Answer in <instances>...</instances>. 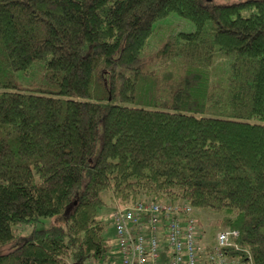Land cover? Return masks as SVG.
Listing matches in <instances>:
<instances>
[{
  "label": "trees",
  "instance_id": "1",
  "mask_svg": "<svg viewBox=\"0 0 264 264\" xmlns=\"http://www.w3.org/2000/svg\"><path fill=\"white\" fill-rule=\"evenodd\" d=\"M174 13L194 29L150 44ZM106 191L264 264V0H0V264H113Z\"/></svg>",
  "mask_w": 264,
  "mask_h": 264
},
{
  "label": "built area",
  "instance_id": "2",
  "mask_svg": "<svg viewBox=\"0 0 264 264\" xmlns=\"http://www.w3.org/2000/svg\"><path fill=\"white\" fill-rule=\"evenodd\" d=\"M113 226L119 264H251L237 229H219L205 240L187 203L140 198L114 212Z\"/></svg>",
  "mask_w": 264,
  "mask_h": 264
},
{
  "label": "rangeland",
  "instance_id": "3",
  "mask_svg": "<svg viewBox=\"0 0 264 264\" xmlns=\"http://www.w3.org/2000/svg\"><path fill=\"white\" fill-rule=\"evenodd\" d=\"M156 25V33L155 36H152L150 38V44H156L158 43V40L161 39L162 35H165L166 32L167 34H175L178 31H192L194 29V25L191 21L182 18L180 16H178L177 14H170L168 17L159 20L157 22H155ZM20 81H22L21 77L19 78ZM103 196V204L98 208L97 210V216L98 218L105 224V228H104V235L105 237L108 239L110 245H111V254L114 256L113 262L114 264H119L118 261V257L115 251V231H114V226H113V214L115 211H117L118 209H122L125 206H127L128 204L125 203H117L111 196H110V192H104L102 194ZM140 197V196H138ZM141 198H147L145 196H141ZM201 217L205 218V220L207 219L206 217H208L210 220V222H213L214 217L211 214H207V212H202L201 213ZM57 218L56 217H52V218H45L42 219L39 222H35L33 224H29V225H24L19 227L20 229V234H27L29 233L33 228H43V227H47L52 225L53 223H56ZM210 227V226H208ZM213 229V233L210 234H214L217 230L219 229H229L224 225L221 226H212L211 230ZM206 230V229H205ZM208 230V229H207ZM206 230V232H207ZM206 235L204 236L205 240H213V235H210L208 233H205ZM12 246L10 247H5L2 251H7L9 249H11Z\"/></svg>",
  "mask_w": 264,
  "mask_h": 264
},
{
  "label": "bare ground",
  "instance_id": "4",
  "mask_svg": "<svg viewBox=\"0 0 264 264\" xmlns=\"http://www.w3.org/2000/svg\"><path fill=\"white\" fill-rule=\"evenodd\" d=\"M167 201V200H166ZM198 219V217H196ZM200 223V222H199ZM201 224V223H200ZM213 237V236H212Z\"/></svg>",
  "mask_w": 264,
  "mask_h": 264
}]
</instances>
